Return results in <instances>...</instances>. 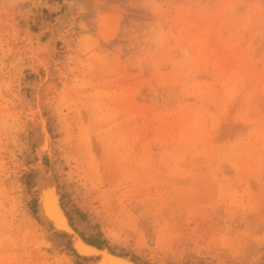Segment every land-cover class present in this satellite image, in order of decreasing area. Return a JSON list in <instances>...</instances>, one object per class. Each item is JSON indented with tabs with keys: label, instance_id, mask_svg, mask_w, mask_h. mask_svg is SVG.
<instances>
[{
	"label": "rangeland",
	"instance_id": "rangeland-1",
	"mask_svg": "<svg viewBox=\"0 0 264 264\" xmlns=\"http://www.w3.org/2000/svg\"><path fill=\"white\" fill-rule=\"evenodd\" d=\"M43 177L141 262L264 264V0H0V264H100Z\"/></svg>",
	"mask_w": 264,
	"mask_h": 264
},
{
	"label": "water",
	"instance_id": "water-1",
	"mask_svg": "<svg viewBox=\"0 0 264 264\" xmlns=\"http://www.w3.org/2000/svg\"><path fill=\"white\" fill-rule=\"evenodd\" d=\"M41 186L44 187V189H50L49 190L50 192L51 190L55 189V187H57L56 189H57V192L59 193L58 185L56 184L54 179L51 177H44V181L41 184ZM59 196H60L61 206L63 207L62 209L65 211V215L67 217L68 222L65 221V218H63V216H62L63 218L62 222L58 220L57 214L59 212V208H57L56 205L54 204L57 210V214L54 211L55 209L51 210V202L48 201L49 199L47 195H46L47 199L45 200V206H46L45 213L48 216V219H50L49 221L51 225L56 224L62 229L64 234L67 233V234H70L71 236L73 235L76 237V241L74 242V244L72 241V250H73L74 257L76 259L81 260V261L99 262L101 257H105L106 264H147V263H144V262H141L135 259L134 257L128 254L116 252L105 244H98V243L91 242L87 240L86 238H84L78 232V230L74 227V225L71 223L70 217L62 204L60 193H59ZM55 235H59V234H55ZM59 236H65V235L61 234ZM71 236H69L70 238L69 237L68 238L72 240Z\"/></svg>",
	"mask_w": 264,
	"mask_h": 264
},
{
	"label": "bare ground",
	"instance_id": "bare-ground-1",
	"mask_svg": "<svg viewBox=\"0 0 264 264\" xmlns=\"http://www.w3.org/2000/svg\"><path fill=\"white\" fill-rule=\"evenodd\" d=\"M55 4H56V2H55ZM43 181H44V177L41 178V179L38 178L37 183L35 182V189L39 193V210H38L39 211V216H40V218L43 221H45L50 226V228H51L50 230H51L52 233L59 234V235L63 234L66 237H69L71 235L67 234V233L64 234V232L62 231V229L58 225H56V224L55 225H51V223L49 221L50 219H48V216L45 213L46 212L45 211V209H46L45 200L47 199L46 198V195H47V197L49 199L48 201L51 202V210L55 209L54 211L57 214V210L55 208V205H56L57 208H59L60 214H59V212L57 214L58 220L60 222H62L63 221L62 219L65 218V221L68 222L67 217L65 215V211L62 209L63 207L61 206L60 196H59V193L57 192V189H56L57 187H55V189L51 190V192H50L49 191L50 189H44V187L41 186ZM44 191H45V193H44ZM62 216H63V218H62ZM71 237H72V241H73V244H74V242L76 241V237L73 236V235ZM99 263L100 264H106V258L105 257H101L100 260H99Z\"/></svg>",
	"mask_w": 264,
	"mask_h": 264
}]
</instances>
